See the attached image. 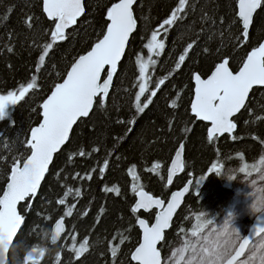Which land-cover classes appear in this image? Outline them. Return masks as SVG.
I'll return each instance as SVG.
<instances>
[{
    "label": "trees",
    "instance_id": "trees-1",
    "mask_svg": "<svg viewBox=\"0 0 264 264\" xmlns=\"http://www.w3.org/2000/svg\"><path fill=\"white\" fill-rule=\"evenodd\" d=\"M112 2L114 0H83V16L68 31L69 39L57 42L45 65L37 71L42 45L50 42L51 22L43 14L42 1L0 0V95L18 91L34 75L39 86L24 100L11 106L9 117L0 121V195L7 183L13 158L27 154L22 142L29 135L30 128L40 121L39 104L50 94L54 82L62 81L73 58L90 50L91 44L101 34L106 23L103 18ZM188 2L186 18L170 27L167 33H162L166 36L165 48L160 56L152 57L154 63L148 64L146 76L150 80L149 87L154 90L155 82L160 78H164L165 83L148 108L137 112V56L148 63L145 45L152 31L178 5V0H138L133 9L137 29L114 74L105 105L101 108L94 104L89 117L82 123L78 122L71 144L63 154L58 153L54 158V164L50 166L34 201L20 206L25 223L9 253L7 264H26L23 256L28 251H33L35 258L27 264H130V254L139 241L135 225L137 215L131 212L135 198L129 169L133 165L138 176L137 186L163 200L187 179L194 181L166 233L167 243L177 226L178 233L183 234L198 223L196 216L203 206L215 205L234 193L222 174L207 171L211 164L217 163L221 171L232 165L238 168L247 165L245 171L254 170L264 148V89H254L248 104L251 112L243 109L236 117L237 129L233 134L236 139L222 136L209 142L205 124L197 122L189 114V104L194 71L206 77L214 62L224 55L230 58L231 68L238 70L247 52L264 38V10L259 9L254 16L249 42L236 46L234 37L239 35V25L234 22L238 20L234 14L236 0ZM28 16L40 18L33 29L26 26ZM221 18L225 21L223 25L219 22ZM193 40L198 42V46L188 53L181 68L177 69L178 56ZM205 47L208 52H204ZM174 101L176 106L171 107ZM128 121L134 123L129 124ZM129 128L132 130L128 131ZM181 143L184 145V171L175 178L171 187H167L166 170ZM77 147L84 148L91 155L77 156L72 162H67L68 152ZM93 148L99 151L93 152ZM106 159L109 164L101 174L97 165L103 166ZM154 163H159L160 167L155 172L149 171ZM92 169L97 171L92 173L91 179L76 177V173L83 177ZM57 172H60L59 178ZM201 176L203 180H200ZM196 181H200L198 186ZM106 187L118 189L119 194L105 191ZM69 188L73 192L66 198V204L59 205L57 200L65 198L64 193ZM77 190L79 196L76 195ZM69 208L70 214L65 216ZM190 214L191 219L188 218ZM61 217L65 234L53 245L49 239L50 231ZM144 217L149 222L152 219L151 215ZM181 228L185 232H181ZM73 236L76 248L85 238L88 241L87 249L78 258L72 250ZM165 245L163 242L160 246L162 255ZM113 247L117 249L115 257L111 251Z\"/></svg>",
    "mask_w": 264,
    "mask_h": 264
},
{
    "label": "snow or ice",
    "instance_id": "snow-or-ice-1",
    "mask_svg": "<svg viewBox=\"0 0 264 264\" xmlns=\"http://www.w3.org/2000/svg\"><path fill=\"white\" fill-rule=\"evenodd\" d=\"M135 3L136 0H114L107 7L103 18L106 23L101 34L91 44L90 50L73 58L70 67L66 70V75L62 76V82L59 80L54 82L50 94L39 104L38 115L42 119L37 126L30 128V134L22 142L27 154L22 153V158H13L6 188L0 195V249L9 250L15 247L14 238L22 230V224L25 223V217L18 212L17 206L21 201H29L38 195L42 181L50 171V166L54 164L56 154H63L64 149L71 144L72 134L75 131L74 126H77L78 122L82 123V118L89 117L93 112L94 104L101 108L104 107L114 74L117 72L122 57L126 54L129 38L137 29V19L133 14ZM188 7V0H178V5L172 9L169 16L158 25L156 30L152 31L151 38L145 45L149 54L147 64L137 56L139 67V90L135 94L137 112H143L148 108L152 98L165 83V79L160 78L155 82L154 90L149 87L150 80L146 76L148 64L154 63L152 57L160 56L165 48L166 36L162 33H167L170 27L185 19ZM258 9L264 10V0H236L234 14L238 20L234 22L239 25L237 28L239 35L234 37L236 46L249 42V29L254 24V14ZM84 10L81 0H42L43 14L51 22L49 25L50 42L42 45L36 64L37 71L45 65L46 58L49 57L50 51L57 45V42L69 39L70 34L67 30L77 24V19L84 13ZM39 19V17L28 16L25 21L27 28H35ZM219 22L223 25L225 21L221 18ZM201 30L203 31V28ZM223 35L221 32L222 38ZM195 46H198L196 40L187 44L178 56L177 69L181 68L188 53ZM208 51L209 49L205 47L204 52ZM217 52L219 53V49ZM209 72L206 78H203L199 72L192 73L194 87L190 110L192 117L196 120L207 122L205 125L207 140L212 142L225 133L232 135L237 128L232 118L242 109L251 112L248 107L251 102L250 95L253 94L255 86L264 88V43H259L247 52L238 70L231 68L230 58L224 55L219 58L218 62H214ZM102 74H104L103 77ZM57 75L61 76L60 73ZM38 87L37 77L34 75L31 81L26 85H21L18 91H8L6 95H0V121L9 117L11 106L24 100L30 91ZM146 93L150 94L146 95ZM142 97H144L143 100ZM175 106L174 101L171 107ZM128 123L133 124L134 121H128ZM131 130V128L128 129V131ZM232 138L236 139L235 136ZM183 149L184 145L181 144L179 150L175 152V158L171 160L167 175L169 184L172 183L173 175L177 171L184 170ZM92 151L98 152L99 149L93 148ZM90 155L91 153L86 152L84 148L77 147L68 152L67 162H72L77 156ZM108 164L107 159L104 160L103 166L98 163V171L103 174ZM159 167V163H154L149 171L155 172ZM245 167H241L239 171L243 173ZM134 169L135 165L129 169V175L134 182L132 191L136 197L131 212L136 214L141 209L144 211L157 209L158 211L155 213L154 223L137 217L141 236L138 245L131 252V262L134 264H264V194L256 196L251 191L249 193L253 200L251 213L256 217V223L247 235H241L231 226L233 220L231 212L219 223L215 217L210 218L207 213H200L196 216L198 223L186 232L183 247L173 251L172 255L165 260L158 245L161 241L167 243L165 230L170 227L174 213L180 205L181 197L189 191V187H184L183 191L173 192L171 198L165 202L145 191L142 186H137L135 182L138 176ZM95 171L97 169H92L83 177H80V173H76V177L91 179ZM207 171L217 175L222 174L217 163L211 164ZM56 175L59 178L60 172ZM224 175L228 181L234 179L230 172ZM101 178H103L102 175ZM203 179L204 177L201 176L200 180ZM199 183L200 181H196L197 186ZM104 190L116 191L119 194L118 189L106 187ZM71 192L73 189L69 188L64 193L65 198L58 199L57 203L65 205L66 198ZM76 195L79 196L78 190ZM70 211L69 208L65 216L69 215ZM62 222L63 217L55 223L51 236L54 242L61 236ZM180 231L185 232V229L181 228ZM253 237H259V239L254 240ZM72 239V250L78 258L87 249L88 241L85 238L84 242L79 244V248H76L75 236ZM111 251L115 257L117 249L113 247ZM7 255L8 252H4L5 264H7ZM31 256L30 252L26 258V264Z\"/></svg>",
    "mask_w": 264,
    "mask_h": 264
},
{
    "label": "rangeland",
    "instance_id": "rangeland-1",
    "mask_svg": "<svg viewBox=\"0 0 264 264\" xmlns=\"http://www.w3.org/2000/svg\"><path fill=\"white\" fill-rule=\"evenodd\" d=\"M259 154L260 160L251 172L244 171L242 173L239 171L240 168L235 165L223 169L222 177L226 180L228 188L233 190L234 193L231 196H225V198L218 201L215 205L209 204V206H203L199 214L207 213L210 218L215 217L219 223L231 212L233 216L231 226L237 229L241 235H244L250 222L255 217L251 213L253 200L249 196V193L251 191L256 196L264 194V175H262V172H264V163H262L264 161V148ZM229 172L234 176L232 181H228L226 175H224V173ZM188 218L191 219L192 215L190 214ZM185 234L178 233V226L176 227L171 241L163 246V258L165 260L172 255L173 251L183 247Z\"/></svg>",
    "mask_w": 264,
    "mask_h": 264
},
{
    "label": "water",
    "instance_id": "water-1",
    "mask_svg": "<svg viewBox=\"0 0 264 264\" xmlns=\"http://www.w3.org/2000/svg\"><path fill=\"white\" fill-rule=\"evenodd\" d=\"M42 1V0H41ZM137 2H138V0H136V3L133 5V9H134V7H135V5L137 4ZM81 3L83 4V0H81ZM259 11V9L257 10V12ZM45 16V15H44ZM82 16H83V14L80 16V17H78V19H77V22L82 18ZM254 16H255V14H254ZM46 17V16H45ZM46 19H47V17H46ZM238 19V18H237ZM76 25H73L70 29H68L67 31H70L72 28H74ZM252 26V25H251ZM251 26H250V29H251ZM250 29H249V31H250ZM135 32V31H134ZM134 32L132 33V35L134 34ZM131 35V36H132ZM131 36H130V38H131ZM130 38H129V40H130ZM259 43H264V38L259 42ZM128 46V45H127ZM258 46V45H257ZM126 50H127V47H126ZM124 57V56H123ZM123 57H122V59H123ZM121 59V60H122ZM120 64V63H119ZM119 66V65H118ZM210 74V73H209ZM104 76V74H102V77ZM207 77V76H206ZM205 77V78H206ZM204 78V77H203ZM113 79H114V77H113ZM62 82V81H61ZM113 83V82H112ZM192 85H193V87H194V84H193V81H192ZM111 88V87H110ZM254 89H264V88H262V87H260V86H255V88ZM247 103V102H246ZM243 110V109H242ZM241 110V111H242ZM189 111H190V115L192 116V114H191V110H190V106H189ZM91 114V113H90ZM239 115V113H237L232 119H233V122L234 123H236L235 122V118L237 117ZM86 118H88V117H85V118H82V120L83 119H86ZM42 119V117L40 116V120ZM195 119V118H194ZM196 120V119H195ZM197 122H201V123H203V124H205L206 125V123L207 122H203V121H198V120H196ZM210 126V125H209ZM75 127V126H74ZM237 129V128H236ZM236 129L233 131V133H232V135L230 136L229 134H227V133H225L223 136H228V137H232L233 136V134L236 132ZM29 134H30V132H29ZM207 134V133H206ZM220 137H222V136H220ZM220 137H218V138H220ZM182 144V143H181ZM181 144H179L178 145V147H177V149L175 150V152L177 151V150H179V147H180V145ZM175 152L173 153V155H172V158H171V160L172 159H174L175 158ZM58 154V153H57ZM56 154V155H57ZM171 160H170V162H169V165H168V167H167V170H166V184H167V186L168 187H171V185H172V183L174 182V180H175V178L176 177H178L180 174H182V172L184 171H177L174 175H173V181H172V183L171 184H169L168 183V181H167V175H168V169L171 167ZM182 160L184 161V149H183V151H182ZM11 171V170H10ZM191 181V184H189V182ZM42 183H43V181H42ZM42 183H41V185H42ZM192 184H193V179L191 178V179H188L180 188H178V189H176V190H174V191H172L170 194H169V196H168V198L166 199V201L165 202H167L170 198H171V194L173 193V192H178V191H183V189H184V187H189V191L188 192H186V193H184V195L181 197V202H180V205H179V207L177 208V210H176V212L174 213V216H173V220H172V222H171V225H170V227L168 228V229H166L165 230V234L170 230V228H171V226H172V223H173V221H174V219H175V216L177 215V213H178V211H179V209L181 208V206L183 205V202H184V200H185V198H186V196L188 195V193L190 192V190H191V186H192ZM6 185H7V183H6ZM6 185H5V187L4 188H6ZM40 190V189H39ZM39 193V192H38ZM2 195V194H1ZM36 198V197H35ZM35 198H32L31 200H29V201H21L19 204H18V206H17V210H18V212H20L19 211V208H20V206H22V205H24L26 202H30V203H32L33 201H34V199ZM134 198H135V200H136V197H135V194H134ZM135 200H134V203H135ZM134 203H133V205H134ZM132 205V206H133ZM158 210L157 209H150L149 211H144L143 209H141L138 213H136V215H143V216H146V215H149L150 213H153V216H152V220H151V222L150 223H154V221H155V213L157 212ZM139 218H142V219H144L143 217H141V216H138ZM58 220V219H57ZM56 220V221H57ZM56 221H55V223H56ZM55 223L53 224V226H52V228H51V231H50V237H49V239H50V243L51 244H57L59 241H60V239L63 237V235L65 234V226H64V219H63V222H62V231H61V236L54 242V241H52V239H51V236H52V232H53V230H54V226H55ZM255 223H256V217H254V219L250 222V224H249V226H248V229L246 230V232H245V234L244 235H247L248 233H249V231H250V229L255 225ZM135 224H136V227H137V229H138V231H139V235L141 236V230L139 229V226H138V223H137V219H136V221H135ZM23 225V224H22ZM21 229H22V226H21ZM19 234H20V232H18V234H17V237L16 238H14V244H15V242H16V239L18 238V236H19ZM140 236H139V239H140ZM257 238H259V237H253V239L254 240H256ZM163 243V241H161V243H160V245ZM160 245H158V247L160 246ZM11 249L12 248H10L9 250L7 249V248H4V249H0V264H5V262H4V252H8V255H7V260H8V256H9V253H10V251H11ZM134 251V250H133ZM32 253V256L30 257V258H28V260H27V263H30V262H32L33 261V259H34V257H35V253L33 252V251H28V252H26L25 254H24V256H23V260H24V262H26V258L28 257V255H29V253ZM242 259H243V257H242ZM130 261H131V254H130ZM133 264H134V262H132Z\"/></svg>",
    "mask_w": 264,
    "mask_h": 264
},
{
    "label": "flooded vegetation",
    "instance_id": "flooded-vegetation-1",
    "mask_svg": "<svg viewBox=\"0 0 264 264\" xmlns=\"http://www.w3.org/2000/svg\"><path fill=\"white\" fill-rule=\"evenodd\" d=\"M189 106H190V104H189ZM189 114H190V111H189ZM206 136H207V134H206ZM150 215H152V214H150Z\"/></svg>",
    "mask_w": 264,
    "mask_h": 264
}]
</instances>
